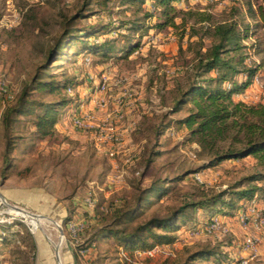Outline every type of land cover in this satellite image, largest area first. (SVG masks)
Segmentation results:
<instances>
[{"label": "rangeland", "instance_id": "1", "mask_svg": "<svg viewBox=\"0 0 264 264\" xmlns=\"http://www.w3.org/2000/svg\"><path fill=\"white\" fill-rule=\"evenodd\" d=\"M102 1L0 0V78L7 81L11 95L2 99L0 118L7 102L15 100L46 61L48 50L65 28H111L124 21H140L146 7L151 14L143 19L144 25L137 33L115 30L97 38L115 36L116 51L125 41L120 35L131 34L132 41L139 39L141 43L127 56L77 55L79 43H72L65 58L50 61L46 68L50 77L44 80L52 86L54 82L71 80L75 83L73 90L35 91L30 99L57 103L71 98L73 103L59 109L56 127L44 137L35 133L34 114L20 117L11 134L13 147L7 155L6 169L0 120V206L22 207L30 212H24L25 216L39 224L35 234L18 221L5 225V230L0 227V264H216L212 259L191 258L201 249L226 254L230 264H241L242 260L243 264H264V179L251 183L263 188L256 193L259 219H263L260 229L251 223L246 228L238 224L236 211L244 200L233 199L235 208L198 209L190 219L179 221L176 241L154 245L152 255L139 256L141 247L131 249L115 238L94 236L97 228L111 223L116 208L134 204L139 189L155 180L163 181L167 193L153 198L137 217L121 227L130 230L152 216L167 215L185 202L223 190H239L247 184L248 176L264 173V163L251 155L208 165L211 157L196 142L188 141L187 129L175 123V119L186 114L185 108L166 114L191 81L198 53L211 44L206 28L223 21L250 26L252 34L242 42L245 47L239 55L244 58L241 66L257 68L251 84L233 94L232 99L246 105H264V20L258 9L262 6L264 16V0H177L173 3L179 10L174 19L176 26L152 29L148 26L157 22L160 12L152 1L145 2L146 7L121 4L119 0H107L105 4ZM79 10L90 16L75 17ZM195 13L208 14L209 21L198 22ZM190 28H194L193 33ZM188 32L192 34L189 38ZM122 74L129 78L131 93L135 95L118 123L123 143L112 159L106 147L99 149L95 145L93 129L74 126L73 108L82 105L99 120L104 111L97 109L96 103L107 96L106 92H99V82L103 76L111 82ZM240 77L243 73L236 80ZM169 120H173L170 127L163 129ZM219 146L224 147L220 143ZM128 157L130 160L125 162ZM118 174H122L120 181H116ZM87 195L94 199L93 207L84 204ZM211 216L223 217L229 230L205 233L194 229ZM69 222L84 225L72 238L67 231ZM246 237L256 240L253 256L242 248Z\"/></svg>", "mask_w": 264, "mask_h": 264}, {"label": "trees", "instance_id": "2", "mask_svg": "<svg viewBox=\"0 0 264 264\" xmlns=\"http://www.w3.org/2000/svg\"><path fill=\"white\" fill-rule=\"evenodd\" d=\"M119 1L121 4H134L142 7L149 0ZM150 1L160 12L157 22L153 26H148V28H162L168 24L176 26L174 19L179 10L173 3L177 0ZM102 3H107V0H103ZM258 9L264 20L262 6H259ZM195 14L198 16V22L205 23L209 21L208 14ZM89 16L83 10H79L75 17L81 19ZM150 16V11L146 7L140 21H124L120 24H113L111 28L89 25L82 28L64 29L48 50L46 61L36 69L31 81L24 84L15 100L5 105L1 114L0 120L5 138L3 169H6L9 165L7 155L13 147L11 134L20 117L34 114L35 118L32 125L35 127V133L40 137H44L52 131L57 123L59 109L73 103L71 98L72 101L69 98H64L57 103H36L30 99L31 94L35 91L59 88L66 90L71 86H75V83L71 80L63 84L54 82L55 85L53 86L50 81H45L46 76L50 77L46 72V68L50 67V61H59L65 58L66 49L72 43H79L80 50L76 53L77 55L79 53H92L101 55L104 58L113 57L116 54L127 56L141 43L139 39L132 41L131 34H127V32L132 34L139 32L144 25L143 19ZM262 27L264 28V21H262ZM190 29L193 33L194 28ZM206 29L205 35L209 36L211 44L204 52L198 53L193 66L194 73L191 81L173 100L172 106L166 114H173L185 108L186 114L179 119H175V123L187 129L188 141L196 142L200 150L211 157L208 165H217L225 160H238L250 155L256 157L262 164L264 163V105L260 103L246 105L232 99L233 94L243 91L251 84L252 77L257 69L256 67H245L244 64L241 66L244 58L242 54L239 55L245 47L242 42L252 34L250 26L247 24L244 27H239L236 22L223 21L216 22L212 25V28ZM115 30L127 31L126 34L120 35L125 41L123 46L116 51L114 50L115 36H109L101 40L97 39L103 35H110ZM191 35L188 32V38ZM142 36L141 34L140 37ZM242 73L243 77L236 80ZM172 121L169 120L167 124L163 125V129L170 127ZM158 133L162 132L159 131ZM219 143L224 147L221 148ZM149 161L150 158L147 163ZM263 179L264 173L262 172L250 175L245 179L247 184L239 190H223L197 201L185 202L172 209L167 215L152 216L130 230L121 227L125 222L137 217L139 211L153 198H160L167 193L168 187L163 184V181L155 180L149 186L139 189L134 204L127 208H116L111 223L97 228L94 236L96 238H115L122 242L125 247L131 249L136 247L149 249L154 245L163 244L171 245L176 241L175 233L179 229V221L190 219L198 209L220 211L223 207L235 208L233 199H251L258 191L263 190L262 187L251 185V183ZM0 227L6 229L4 225H0ZM156 230L160 232H156ZM146 239H150V241ZM192 257H199L204 260L212 259L216 264H230L226 254L213 249H201L193 253Z\"/></svg>", "mask_w": 264, "mask_h": 264}, {"label": "built area", "instance_id": "3", "mask_svg": "<svg viewBox=\"0 0 264 264\" xmlns=\"http://www.w3.org/2000/svg\"><path fill=\"white\" fill-rule=\"evenodd\" d=\"M134 54H136V52ZM129 85V78L123 74L116 77L111 82H108V78L103 76L102 81L99 82L98 90L99 92H106L107 96L100 98V100L96 103L98 107L97 109L104 111V114L97 121L95 120L92 112L83 109L82 105H77L73 108L74 115L72 119L74 126L78 129H93L96 134L95 145L99 149L100 147H106L107 152L112 159L119 153L118 149L123 143V136L118 123L123 117L124 108H126V105L129 104V101L132 102L131 97L135 95L131 93L133 89ZM262 85H264V81H262ZM72 90V87L67 89L69 92ZM0 98H11L8 83L3 78H0ZM129 160L130 158L128 157L125 159V162H128ZM121 176L122 174H118L116 176V181H120ZM257 199L258 196L255 194L251 199L244 200V202L242 201L243 203L236 211L237 222L242 228H246L247 225L251 223V225L255 228L260 229V223L261 221L263 222V219H259L260 208L257 204ZM83 201L88 207L94 206V199L90 195L84 196ZM24 212L28 213L29 211L22 207L3 204L0 206V225H11L18 221L25 224L31 234H35L39 224L34 222L32 219L27 218ZM228 226L229 225L223 221V217L211 216L205 223L195 227L194 229L205 233L217 231L225 233L229 230ZM83 227V224L69 222V224H67V231L70 233V237L72 238L75 237L78 232L83 229ZM255 241L256 240L252 237H246L241 244L243 250L249 252L250 256H253V252L256 250ZM155 249L156 248H154V250ZM154 250L153 248L140 249L137 251V254L139 256L152 255ZM243 263H245L244 260L241 261V264Z\"/></svg>", "mask_w": 264, "mask_h": 264}, {"label": "crops", "instance_id": "4", "mask_svg": "<svg viewBox=\"0 0 264 264\" xmlns=\"http://www.w3.org/2000/svg\"><path fill=\"white\" fill-rule=\"evenodd\" d=\"M1 102H3V100H2V98H0V104H1ZM55 127H56V125H55ZM58 127V126H57ZM58 129V128H57ZM262 233H263V239H264V230L262 231Z\"/></svg>", "mask_w": 264, "mask_h": 264}]
</instances>
